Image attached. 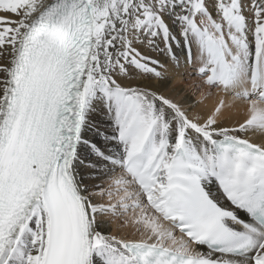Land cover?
Instances as JSON below:
<instances>
[{"label": "snow or ice", "instance_id": "snow-or-ice-1", "mask_svg": "<svg viewBox=\"0 0 264 264\" xmlns=\"http://www.w3.org/2000/svg\"><path fill=\"white\" fill-rule=\"evenodd\" d=\"M0 264H264V0H0Z\"/></svg>", "mask_w": 264, "mask_h": 264}, {"label": "bare ground", "instance_id": "bare-ground-1", "mask_svg": "<svg viewBox=\"0 0 264 264\" xmlns=\"http://www.w3.org/2000/svg\"><path fill=\"white\" fill-rule=\"evenodd\" d=\"M182 71V70H181ZM179 79V75H177L176 77L173 78V81L172 83H176V81ZM185 80L187 81V78L185 77ZM169 87H171V84L169 85ZM177 88L180 90V91H187V83H185L184 85H178L177 84ZM215 92V90H213ZM178 98V97H177ZM215 102V96L208 99L206 101V104L211 106L213 103ZM85 179H89V177L87 176V174H85ZM102 231H104L105 233H115V234H121L118 232L117 230V222L113 221L112 223L110 224H105L103 227H102Z\"/></svg>", "mask_w": 264, "mask_h": 264}]
</instances>
